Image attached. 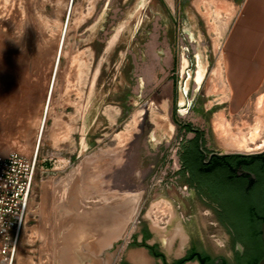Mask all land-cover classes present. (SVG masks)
<instances>
[{
    "label": "rangeland",
    "instance_id": "obj_1",
    "mask_svg": "<svg viewBox=\"0 0 264 264\" xmlns=\"http://www.w3.org/2000/svg\"><path fill=\"white\" fill-rule=\"evenodd\" d=\"M245 3L0 0V154L37 151L38 158L13 264H63V251L68 264H118L122 258L138 264L134 255L145 251L132 239L142 226L150 227L153 240L163 239L174 255L192 236L230 253L224 246L226 230L212 224L215 218L202 196L178 169L182 151L194 141L188 124L200 130L193 143L205 160L212 152L264 149L230 148L216 128L222 114L234 135L242 132L248 139L259 126L255 142L248 140L251 148L264 139V57L257 56L261 50L264 54V41L250 35L257 27H243L245 36L237 32ZM260 37L264 40V33ZM199 55L207 62L200 85ZM218 66L224 92L213 73ZM186 87L182 114L179 98ZM152 105L174 127L172 137L156 145L150 140ZM133 125L130 138L120 143V131ZM82 179L83 193L78 189ZM212 185L221 200L240 208L233 219L243 230L246 204L238 191L217 179ZM117 191H140L142 198L120 236L109 238L102 223L78 210ZM263 192L254 199L258 208ZM65 204L75 209L60 222ZM162 204L166 210L158 211ZM73 222L75 229L62 233L60 225ZM254 223L259 230L260 221ZM256 243L261 248L256 256L262 258L260 236Z\"/></svg>",
    "mask_w": 264,
    "mask_h": 264
},
{
    "label": "flooded vegetation",
    "instance_id": "obj_2",
    "mask_svg": "<svg viewBox=\"0 0 264 264\" xmlns=\"http://www.w3.org/2000/svg\"><path fill=\"white\" fill-rule=\"evenodd\" d=\"M207 64L206 60L202 55L198 57V70L199 66L202 68L203 65ZM186 65V61L184 66ZM197 70V72H198ZM198 74L196 75V78ZM204 80V79H203ZM202 80V82H203ZM197 82V79H196ZM201 82V83H202ZM198 84V82H197ZM200 85V84H198ZM188 89H182L180 92L179 104L181 107V113L184 114L186 109V96L185 91ZM181 95L184 98V104L180 103ZM141 113L142 110H139ZM167 119L169 128H172V137L174 132L173 124L171 123L166 113H160L156 107L152 105L150 107V122L153 125V129L150 132V140L156 145L162 141L167 140V137H161L160 134L156 135V125L153 123L155 120ZM137 123L136 115L134 116V125ZM127 128L128 136L120 143L130 138V131L134 128ZM189 132L194 134L192 140H196L200 137V130L192 127L188 124ZM120 132H125L121 130ZM197 137V138H196ZM196 138V139H195ZM194 141L182 151L180 156V167L178 170H182L180 174H184L186 181L190 185H194L196 190L202 196V201L205 206L210 210V213L214 216L216 222L212 224L218 228L223 227L227 232L226 244L230 248V253L218 252L213 250L210 245H206L203 239L196 240L195 237H190L188 244L183 246L182 249L177 252V255L171 254L165 245V241L153 240V231L148 226L140 227V236L136 234L133 236L132 242L135 246L144 249L145 252L140 251L141 257L135 258L138 264H257L262 258H257V253L261 249L257 247L255 237V220L260 221V232L261 224L264 219V192L262 201L258 206L254 203V199L259 197V194L264 191L262 189V181L264 180V159L262 161L253 162L242 167H239L235 163H219L213 161L218 155L210 153L207 160L202 163V166L192 161L191 152L195 149ZM199 149H201L199 147ZM226 152H232L226 150ZM211 154H213L211 156ZM263 155V154H262ZM237 167L236 177L230 179L228 176L231 174L230 169ZM241 170V172H240ZM221 181L224 185L231 189H236L241 197L246 201V210L243 213L247 217L248 224L245 225L243 230L239 229L236 225L234 217L239 215V209L234 207L233 203L228 199H222L220 193L216 188L213 187L212 182L215 180ZM261 196V195H260ZM244 204V206H245ZM240 210V211H241ZM234 215V216H233ZM252 225V226H251ZM149 233V236H147ZM262 242L264 240L261 237ZM263 246V245H262ZM171 256V257H170ZM264 256V255H263ZM118 264H136L130 262L126 258H122Z\"/></svg>",
    "mask_w": 264,
    "mask_h": 264
},
{
    "label": "bare ground",
    "instance_id": "obj_3",
    "mask_svg": "<svg viewBox=\"0 0 264 264\" xmlns=\"http://www.w3.org/2000/svg\"><path fill=\"white\" fill-rule=\"evenodd\" d=\"M242 48H243V46H242ZM206 68H207V64L203 65L202 68L199 66V70L197 72L198 77L196 78L198 84H201L202 80L204 79L205 74H206ZM220 71H221L220 67L218 66L217 68H215L213 73L217 79L218 87L223 89V92H224L225 83L223 81V78H222ZM261 101H263V99ZM180 103L184 104V98L182 95H181ZM261 107H264V106H261ZM225 121L226 120L222 114L218 115L217 119H216V128H217L218 133L220 134L221 140L226 145H228L230 148H234L236 150H249V151L264 148V139H262V143L260 144V146H257L255 149L251 148L248 144V140H250L251 142H255L256 138L259 136V134H260L259 133L260 132L259 126L255 127L254 133H251L250 137L247 139L246 135L244 133H242L241 131H239L241 133H237L234 135L232 133L231 128L229 127V124L227 123V121L226 122ZM153 123L156 125L155 130H156L157 136H158V134H160L161 137L166 136L167 140H169L171 138L170 136L172 134V128H169V126H168L169 123H168L167 119L155 120V121H153ZM262 124H264V123L262 122ZM127 136H128V130L125 131L123 133V135L120 137H122L124 140L125 138H127ZM123 140L121 139V142ZM35 152H37V151H35ZM243 153H245V152H243ZM73 176H72V181H71L70 185L67 186V190H68V188H71V185L74 183L73 182ZM83 185H84V182L82 179L78 184V189L80 192H82V190L84 192ZM112 196L114 197V200H111ZM112 196L110 197L109 194H102V200H100L99 203L89 204V206H84L82 208H79V210H78V213H80V216H84V218L89 219V220H93V219L98 220L100 223H102L104 225L105 229H107L106 234L108 235L109 238L111 236H113L114 234H116L117 236H120V233L125 228V224L127 223V220H129L132 217V215L135 214V212L139 206V203L141 201L142 193L140 191H138V192H132V191L119 192V191H117V192H115V194H112ZM91 198L94 199L93 197H91ZM61 206H62V203H61ZM64 206H65V208L63 207L62 211L65 210V212H64L63 217H59V220L61 219L60 222H63L67 217H69V215L75 209V207H73V208L70 207L69 204H65ZM164 206H165L164 204L159 205L157 210L158 211H161V209L163 211L166 210V208H164ZM69 209H71L70 212H69ZM82 223L84 224L85 222H82ZM117 224L119 226H117ZM73 225L75 226L76 222L75 223L73 222L72 226H70L69 224H61L60 229H62V233H66L67 230H70V232H72L73 228L75 229V227ZM90 225H92V224H90ZM69 226H70V228H69ZM67 237L68 236L63 235L61 237V240H64V239L66 240ZM104 243L108 244L109 239L106 238V240H104ZM59 245H60V242H59ZM112 247H113V245H112ZM140 255L141 254L138 252L137 254L134 255L135 256L134 258L141 257ZM60 259H61V261H63V264H68L65 261L66 260V253L64 251H63V256L61 254Z\"/></svg>",
    "mask_w": 264,
    "mask_h": 264
},
{
    "label": "built area",
    "instance_id": "obj_4",
    "mask_svg": "<svg viewBox=\"0 0 264 264\" xmlns=\"http://www.w3.org/2000/svg\"><path fill=\"white\" fill-rule=\"evenodd\" d=\"M37 152L0 154V259L13 264L37 179Z\"/></svg>",
    "mask_w": 264,
    "mask_h": 264
},
{
    "label": "crops",
    "instance_id": "obj_5",
    "mask_svg": "<svg viewBox=\"0 0 264 264\" xmlns=\"http://www.w3.org/2000/svg\"><path fill=\"white\" fill-rule=\"evenodd\" d=\"M245 11V16L239 23V29H237L238 32L241 31V34L246 35V33H244L245 31H242L243 27H257L256 29H253L251 31L250 35L253 37L254 40L264 41L260 37L264 33V0H246ZM257 54L258 58L264 57V54H262V50L258 51Z\"/></svg>",
    "mask_w": 264,
    "mask_h": 264
},
{
    "label": "trees",
    "instance_id": "obj_6",
    "mask_svg": "<svg viewBox=\"0 0 264 264\" xmlns=\"http://www.w3.org/2000/svg\"><path fill=\"white\" fill-rule=\"evenodd\" d=\"M191 158L192 161L195 163H198L199 165L202 166L203 160H204V151L202 149H194L191 152ZM264 159V154L263 155H259V156H249V157H244V156H239V155H227V156H217L213 159V161L219 162V163H235L236 165H238L239 167H242L244 165L253 163V162H258V161H262ZM237 167H232L230 169L231 174L228 176L230 179H234L236 177V171H237ZM243 203L245 204L246 201L243 197H241ZM242 203V204H243ZM264 219V217L261 218V220ZM261 232L260 229L259 230H255V237L257 238V236H260ZM149 236V233L148 235ZM257 247L258 244H257Z\"/></svg>",
    "mask_w": 264,
    "mask_h": 264
},
{
    "label": "water",
    "instance_id": "obj_7",
    "mask_svg": "<svg viewBox=\"0 0 264 264\" xmlns=\"http://www.w3.org/2000/svg\"><path fill=\"white\" fill-rule=\"evenodd\" d=\"M213 154H216L218 156L239 155V156H244V157H249V156H255L256 157V156L264 154V149L261 151H256V152H252V153H243V152H223V153L220 152V153H217V152H214ZM213 154H211V156ZM261 237L264 240V220L261 224ZM257 264H264V256Z\"/></svg>",
    "mask_w": 264,
    "mask_h": 264
}]
</instances>
